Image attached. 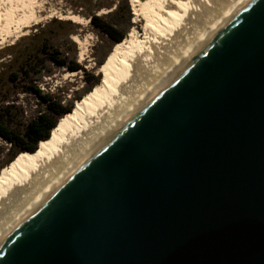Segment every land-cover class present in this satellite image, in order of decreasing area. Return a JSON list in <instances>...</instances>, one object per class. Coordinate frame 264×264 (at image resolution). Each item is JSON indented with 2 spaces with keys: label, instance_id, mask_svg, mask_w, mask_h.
I'll return each mask as SVG.
<instances>
[{
  "label": "water",
  "instance_id": "1",
  "mask_svg": "<svg viewBox=\"0 0 264 264\" xmlns=\"http://www.w3.org/2000/svg\"><path fill=\"white\" fill-rule=\"evenodd\" d=\"M0 264H264V0L17 227Z\"/></svg>",
  "mask_w": 264,
  "mask_h": 264
},
{
  "label": "bare ground",
  "instance_id": "2",
  "mask_svg": "<svg viewBox=\"0 0 264 264\" xmlns=\"http://www.w3.org/2000/svg\"><path fill=\"white\" fill-rule=\"evenodd\" d=\"M249 1L155 0L150 10L157 26L147 29V41L119 62L105 90L49 147L0 185V245ZM33 4L0 1V45L23 31L33 17Z\"/></svg>",
  "mask_w": 264,
  "mask_h": 264
},
{
  "label": "rangeland",
  "instance_id": "3",
  "mask_svg": "<svg viewBox=\"0 0 264 264\" xmlns=\"http://www.w3.org/2000/svg\"><path fill=\"white\" fill-rule=\"evenodd\" d=\"M85 1L32 0L33 17L27 26L0 45V111L13 107L5 113L14 130L21 133L28 123L42 114L55 119L47 105L34 94L33 88L40 89L66 107L75 108L94 90L88 91L91 75L100 74L103 85L105 69L108 68L111 76V71L119 67V62L130 54L132 48H138L147 41V29L157 26V21L151 18V10L146 9L151 0H129L133 15L131 20L126 14L108 18L125 39L115 47L116 44L94 27L86 14L80 12L84 5L95 11L104 0ZM98 12L105 16L110 11L103 9ZM74 19L79 22H74ZM44 45L46 50H43ZM55 50L60 53V58L76 59L83 70L72 72L59 66L50 56ZM14 73L18 75L16 78L12 76ZM11 149V144L0 138V178L15 161L20 160L14 172L31 159L30 155L22 159V154L11 163L15 158L14 151L9 153Z\"/></svg>",
  "mask_w": 264,
  "mask_h": 264
},
{
  "label": "trees",
  "instance_id": "4",
  "mask_svg": "<svg viewBox=\"0 0 264 264\" xmlns=\"http://www.w3.org/2000/svg\"><path fill=\"white\" fill-rule=\"evenodd\" d=\"M85 2L88 1L86 0ZM154 2L155 0H151L147 4V11L151 9ZM103 9H108L110 12L107 15L102 16L98 11ZM80 12H83L82 14H86L90 20V23L93 24V26L96 27L103 35L110 38L116 44L115 47L120 43L122 44L125 39L124 35L121 34L116 25H113L108 21V18L118 17L123 14H126L130 20L133 18L129 0H104L100 3L98 9L95 11L93 9H87L86 5H84L81 7ZM55 20L57 21V19H54V21ZM74 22L79 21L74 19ZM144 42H146V40ZM46 49L47 47L44 45L43 50ZM59 55L60 53L57 50H55L50 55L52 60L59 66L65 67L72 72H79L80 70H83L76 59L69 61L66 58L58 57ZM110 65L111 64H109L108 67ZM21 72H23V70ZM12 76L16 78L18 75L14 73ZM101 79L102 77L100 74L96 75V73H93V75H91V85L88 91L90 92L92 89L94 90L91 92V95L88 98L81 100L82 102H79L76 107L74 106L75 108H73V106L66 107L64 104H62V102H56L53 100L52 96L43 94L40 89L33 88L32 90L34 94L41 98V100L47 105V109L55 116V119H51L48 115L42 114L34 121L28 123L21 133L14 130L10 126L8 121L9 118L7 117L8 114L5 113H8V111L13 107H8L4 112L0 111V138L5 139L11 144L12 149L9 150V153L13 151L15 152V158L11 160V163L22 154V159L28 155L33 157L39 154L43 150L42 148L44 146L49 147L54 141V138L61 132L62 128L71 119L77 116L79 112L88 107L90 103L95 100L97 96L108 86L110 81L108 68L105 69L103 85L101 83ZM61 119L63 120L59 125L58 123L61 121ZM18 162H20V160L15 161L11 169L3 174V176L0 178V185H2L11 174L15 173L13 169L18 164Z\"/></svg>",
  "mask_w": 264,
  "mask_h": 264
}]
</instances>
